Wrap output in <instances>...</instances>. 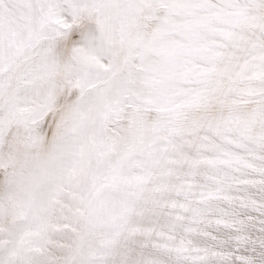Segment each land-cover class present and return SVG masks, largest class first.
Returning <instances> with one entry per match:
<instances>
[{
  "label": "snow or ice",
  "instance_id": "1",
  "mask_svg": "<svg viewBox=\"0 0 264 264\" xmlns=\"http://www.w3.org/2000/svg\"><path fill=\"white\" fill-rule=\"evenodd\" d=\"M0 264H264V0H0Z\"/></svg>",
  "mask_w": 264,
  "mask_h": 264
}]
</instances>
